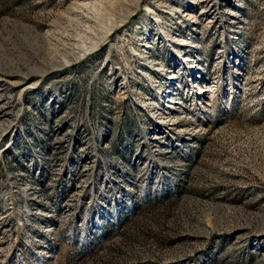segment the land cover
I'll use <instances>...</instances> for the list:
<instances>
[{
    "label": "rangeland",
    "instance_id": "rangeland-1",
    "mask_svg": "<svg viewBox=\"0 0 264 264\" xmlns=\"http://www.w3.org/2000/svg\"><path fill=\"white\" fill-rule=\"evenodd\" d=\"M0 264H264V0H0Z\"/></svg>",
    "mask_w": 264,
    "mask_h": 264
},
{
    "label": "built area",
    "instance_id": "built-area-1",
    "mask_svg": "<svg viewBox=\"0 0 264 264\" xmlns=\"http://www.w3.org/2000/svg\"><path fill=\"white\" fill-rule=\"evenodd\" d=\"M19 111H20V109H19Z\"/></svg>",
    "mask_w": 264,
    "mask_h": 264
}]
</instances>
